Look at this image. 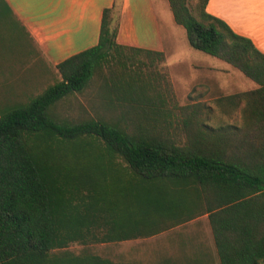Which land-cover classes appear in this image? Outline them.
I'll list each match as a JSON object with an SVG mask.
<instances>
[{"label": "trees", "instance_id": "1", "mask_svg": "<svg viewBox=\"0 0 264 264\" xmlns=\"http://www.w3.org/2000/svg\"><path fill=\"white\" fill-rule=\"evenodd\" d=\"M166 1L191 49L255 84L216 102L237 109L240 126H209L199 105L169 120L164 57L116 42L121 0H112L96 44L52 66L57 80L0 102V264H112L51 252L149 238L201 216L218 264H264V55L208 14L207 0L197 19L185 0ZM31 47L40 54L0 0V54ZM77 96L89 114L58 113Z\"/></svg>", "mask_w": 264, "mask_h": 264}, {"label": "rangeland", "instance_id": "2", "mask_svg": "<svg viewBox=\"0 0 264 264\" xmlns=\"http://www.w3.org/2000/svg\"><path fill=\"white\" fill-rule=\"evenodd\" d=\"M197 2L185 0L187 8L196 19ZM130 4L134 5L131 13L134 42L142 48L160 51L164 57L161 70L167 84L160 81L159 90L161 93L168 91L161 98L164 107L169 110L172 108L174 113L169 120L178 116L176 108L199 105L200 117L209 113V126H240L239 111H222L216 102L219 98L252 91L256 88L255 84L228 64L191 49L186 43L183 28L173 22L166 0H130ZM219 11L230 16L229 2L218 3ZM239 28L245 30V27ZM57 79L56 71L34 49L29 53L18 52L12 57L7 53L0 54V102L5 99L23 101L38 94ZM78 109L88 114L91 112L82 96L73 99L70 107L58 106L57 111L65 116H74ZM165 130V134L171 133V128ZM206 223V218L193 221L174 231L166 230L161 237L138 239L137 245H130L135 241L85 245L71 243L51 254L66 252L75 256L94 255L112 264H203L204 255L208 251L212 254L209 264H218L213 245H203L201 241L205 235L209 242ZM170 253L175 256L168 258Z\"/></svg>", "mask_w": 264, "mask_h": 264}, {"label": "crops", "instance_id": "3", "mask_svg": "<svg viewBox=\"0 0 264 264\" xmlns=\"http://www.w3.org/2000/svg\"><path fill=\"white\" fill-rule=\"evenodd\" d=\"M221 1L229 2L230 16L221 11L217 12L218 3ZM5 2L28 32L42 57L52 67L96 44L101 11L110 7L112 0H5ZM144 4L147 5L145 1ZM132 7L134 8V5L130 4V0H121L115 40L121 45L142 48L133 40ZM147 8L149 9L148 6ZM205 11L222 20L234 33L248 38L264 55V0H207ZM239 27H245V30ZM203 218L206 217L201 216L185 224ZM183 225L170 230L174 231ZM206 231L209 233V242L205 235L201 241L203 245H213L209 226ZM161 236H164L163 232L150 238ZM132 241L135 243L130 245L138 244L136 243L138 239L128 240ZM205 254L203 264H209L212 254L208 251ZM173 255L175 256L170 253L168 258H172Z\"/></svg>", "mask_w": 264, "mask_h": 264}]
</instances>
